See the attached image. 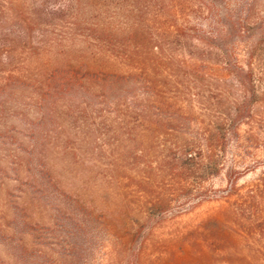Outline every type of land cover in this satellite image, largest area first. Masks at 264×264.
<instances>
[{"label":"rangeland","instance_id":"374dc122","mask_svg":"<svg viewBox=\"0 0 264 264\" xmlns=\"http://www.w3.org/2000/svg\"><path fill=\"white\" fill-rule=\"evenodd\" d=\"M174 1L72 0L27 42L7 36L0 46V264H15V252L24 264L40 262L46 243L57 259L63 249L45 223L59 203L84 220L93 215L80 264H264V84L250 116L207 148L212 119L240 94L229 73L247 52L230 41L208 46L218 26L205 10L191 16V36L170 35ZM187 13L179 22L187 25ZM51 63L117 69L127 82L54 108L38 97ZM184 135L196 138L205 169L188 179L172 159ZM46 171L66 186L36 203L21 183ZM22 207L31 224L15 235L9 225Z\"/></svg>","mask_w":264,"mask_h":264},{"label":"trees","instance_id":"16d2710c","mask_svg":"<svg viewBox=\"0 0 264 264\" xmlns=\"http://www.w3.org/2000/svg\"><path fill=\"white\" fill-rule=\"evenodd\" d=\"M53 1L0 0V46L8 44L5 43L7 36H12L13 41H9L11 43H18L20 42L18 39L21 38H26L27 42L30 32L43 26L44 22H51L53 15L58 11L65 13L72 0H66L67 2L64 1V3L60 0ZM220 1L198 0L197 4L195 0H175L172 8L175 28L169 29L171 30L170 35H176L173 37L185 36L188 38L190 32L196 29V25L190 23L192 22L191 16L197 12L204 13L205 10L211 15L213 14V17H207V22L218 26L215 31L206 33L203 40L208 46L213 47L216 43L225 44L230 41V43H238L246 49L245 65L229 73L231 89L240 94L235 97L236 102L233 101L230 110L221 111L215 116V119H212L209 129L205 133L208 142L206 146L209 149L219 148V142H224L227 139L229 133L227 125L240 124L243 118L250 116L249 114L253 110V105L248 104L251 101V95L260 94L258 88L263 89L264 84V0H230L236 6L228 10L219 8ZM183 12H189L187 14L190 19L187 20V25L184 21L179 22ZM104 40L105 44L111 46V40ZM189 42L187 39L185 44L187 45ZM185 44L183 45L184 50L186 49ZM227 63L231 62L227 61ZM51 64L46 81L38 87L41 93L38 94V97L41 103L54 108L62 104L64 107L83 105L86 102L85 99H89L94 94L104 96L109 93L116 94L118 87L120 88L121 84L127 82L125 76L117 69H97L86 65L71 64L62 67L56 63ZM229 67L231 68L230 65ZM12 77L13 75H10L9 82L5 83L6 87L13 85V79L10 80ZM142 138V141L146 142L145 136ZM200 148L196 145L195 137L184 135L177 155L172 157L180 163L178 165L180 179L190 178L193 169L205 170L198 161L200 155L197 150H201ZM219 164L216 161L214 166L218 168ZM38 176L39 178L32 176L24 179L21 185L29 192V196H32L30 198L32 201L41 203L43 200L40 195L43 191H48L49 187L57 189L62 183L60 177L50 171ZM65 186L62 185L61 189L64 190ZM25 203L29 209L30 207L35 208V204L30 201L27 200ZM76 205L81 206V203H76ZM62 206V203L58 204L55 215L45 224H48L50 228L46 237L56 240V245L60 247V250L61 248L63 250L54 260L53 254L47 250V243L43 244L45 248L37 257V261L40 262H34V264H80L84 252L82 243L89 238L88 230L92 225L93 215L91 214L90 218L84 220L79 217L80 214L71 209L69 212L66 211V214L64 206ZM29 209L22 207L19 212L17 211L13 215L15 219L13 222H17V224L16 226L9 225V227L15 232V235L23 232L31 224ZM13 258L15 264H24L26 261V258L22 259V255H18L17 252Z\"/></svg>","mask_w":264,"mask_h":264}]
</instances>
